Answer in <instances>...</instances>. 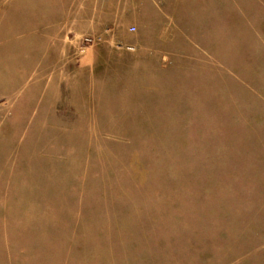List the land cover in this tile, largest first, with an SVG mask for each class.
I'll list each match as a JSON object with an SVG mask.
<instances>
[{
  "label": "rangeland",
  "instance_id": "1",
  "mask_svg": "<svg viewBox=\"0 0 264 264\" xmlns=\"http://www.w3.org/2000/svg\"><path fill=\"white\" fill-rule=\"evenodd\" d=\"M0 264H264V0H0Z\"/></svg>",
  "mask_w": 264,
  "mask_h": 264
}]
</instances>
